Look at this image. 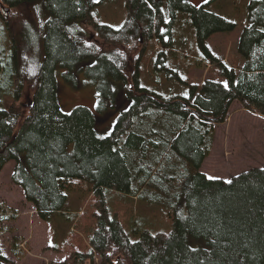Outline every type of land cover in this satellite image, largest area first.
I'll return each mask as SVG.
<instances>
[{
	"label": "trees",
	"instance_id": "16d2710c",
	"mask_svg": "<svg viewBox=\"0 0 264 264\" xmlns=\"http://www.w3.org/2000/svg\"><path fill=\"white\" fill-rule=\"evenodd\" d=\"M30 1L0 0V21L11 43L0 73L6 70L15 82V99L5 106L0 100V171L16 160L12 179L45 218L65 209L68 192L79 186L76 180H89L95 193L96 223L89 248L49 264H94L97 255L102 264H263L264 166L250 167L229 180L209 179L201 166L211 154L214 127L227 120L234 101L264 116V0L249 4L250 23L239 38L243 61L238 66L214 55L207 45L213 34L233 30L234 21L208 11L206 4L170 0L172 9L190 14L199 45L223 79L205 78L191 85L189 96L164 97L141 86L137 67L133 85L126 83L133 103L105 136L97 132L92 108L82 105L70 112L62 110L55 69L59 65L75 69L96 57L87 70L99 87L114 94L111 78L128 82L127 64L122 56L106 52L110 50L97 39L107 47L130 41L146 44L161 22L159 8L153 6L154 0H125L126 20L114 28L93 18L94 0H42L51 15L44 35L38 38L44 45L41 60L25 58L33 36L31 43L27 21L13 19L18 8ZM3 7L10 9L9 17ZM77 20L92 24L95 37L69 25ZM26 88L30 89L28 102L23 101ZM174 148L179 153L177 160L171 157ZM158 180L161 187L154 192L174 196L175 209L185 200L188 212L174 211L169 233L140 229L133 239L118 215L108 209L106 192L137 196L144 186L153 187ZM17 216L0 203V222ZM4 231L0 225V239ZM13 252L21 258L17 243ZM0 264L23 263L6 254L0 243Z\"/></svg>",
	"mask_w": 264,
	"mask_h": 264
},
{
	"label": "rangeland",
	"instance_id": "374dc122",
	"mask_svg": "<svg viewBox=\"0 0 264 264\" xmlns=\"http://www.w3.org/2000/svg\"><path fill=\"white\" fill-rule=\"evenodd\" d=\"M189 1L198 6L206 4L208 11L221 14L236 23L233 30L213 34L207 39V45L214 55L223 57L229 65H240L243 55L239 51V38L250 23L249 4L252 0H208L207 3L205 0ZM94 2L92 13L98 23L109 24L114 28L123 26L127 17L125 0H94ZM153 6L159 8L162 19L155 29L154 36L146 44L143 42L138 46L130 41L125 45L115 44L107 47L102 39H97L101 47L110 50L106 52L122 56L127 64L128 82L111 78V89L115 90L114 94L111 95L105 88L99 87L92 72L87 70L95 64L96 57L80 62L75 69L68 70L60 65L55 69L57 97L62 110L70 112L82 105L92 108L97 117L96 128L100 136L111 133L119 116L133 103L128 96L126 83L133 85V74L137 67L140 70L141 86L164 97L189 96L191 85L201 84L205 78L223 79L217 74V66L211 60V56L199 45L190 14L180 9H172L170 0H154ZM50 15L42 0L24 3L15 12L13 19L28 22L30 28L28 37L31 43L33 36V43L30 44L32 49L25 56L26 59L35 57L44 60V45L43 42L38 41V38L44 35ZM9 16L10 9L7 17ZM69 25L86 36L93 34L95 37L90 23L77 20ZM2 26L0 21V65L7 61L11 49L6 28ZM14 83L13 75L3 69L0 73V100L3 106L15 99ZM29 90L26 88L23 93L24 102H28ZM243 108L242 104L233 105L229 114L232 116L236 111L235 114L239 116L238 121L236 118L234 121L231 119L232 122L218 124L215 127L217 134L219 133L216 148L224 158L221 163L223 167L217 164L211 165L210 169L213 170L211 177L229 180L250 167L264 166V116L245 111ZM231 130L233 136L231 143H228L227 151L226 138ZM178 154L177 149L174 148L171 152L172 159L177 160ZM16 163L15 159L10 160L0 171V203L11 208L12 213L18 215L15 219L0 222V225L6 228L0 239L4 252L23 264H49L51 260L59 262L71 258L74 251L86 252L96 223L95 193L92 183L89 180H76L79 186L68 192L65 209L45 218L40 216L34 205L26 200L23 188L13 181L12 174ZM161 183L162 181L158 180L153 187L144 186L137 196L134 195L135 193L116 190L106 192L108 209L112 214L118 215L133 239L137 238L140 229H148L154 233H169L174 227V211L178 210L177 214L188 212L185 200L175 209L172 206L174 196L171 197L165 192L160 193L159 196L154 192L155 188L161 187ZM137 184L138 182L135 181L134 186L136 187ZM190 242L193 246L197 245L193 242V238ZM14 243H17L20 249L21 258L16 257L13 252ZM93 263L102 264L101 258L97 255Z\"/></svg>",
	"mask_w": 264,
	"mask_h": 264
},
{
	"label": "crops",
	"instance_id": "0c3cea01",
	"mask_svg": "<svg viewBox=\"0 0 264 264\" xmlns=\"http://www.w3.org/2000/svg\"><path fill=\"white\" fill-rule=\"evenodd\" d=\"M234 65H236V64H234ZM235 104H241L239 101H234L233 102V104H232V107H233V105H235ZM232 107H231V109H230V113H231V111H232ZM245 111H247V109H245V108H243ZM249 111V110H248ZM235 112L236 111H234L233 113H232V116H230V114H229V119H227V121L226 122H224V123H221V124H226L227 122H229V121H231V119H232V121H234L235 120V118H236V121H238V117L239 116H237L236 114H235ZM251 112V111H250ZM236 116V117H235ZM259 116H261V115H259ZM262 117V116H261ZM231 121V122H232ZM231 122L229 123L230 124V126H231ZM218 125V124H217ZM217 125L215 126V127H217ZM236 125V124H235ZM238 125H239V122H238ZM214 127V128H215ZM232 127H234V126H232ZM227 130V129H226ZM231 136H233V133H232V130H231V132L229 133V135L227 136V138H226V144H225V146H226V148H225V150H227L228 151V143H231V141H232V139H231ZM159 139H160V137H158ZM218 138H219V133L217 134V132H216V128H215V134H214V140H213V145H212V151H211V154L208 156V157H206L205 158V160L203 161V163H202V166H201V171H203L208 177H211V173H212V169H210L211 168V165L212 166H214L215 164H217L218 166H221V167H223V165H221V163H222V161H223V156L222 155H220L221 153H220V151L216 148V144H217V141H218ZM151 144L149 143V147H151L150 146ZM224 147V146H223ZM222 147V148H223ZM226 162H228V160L226 161ZM213 178V177H212Z\"/></svg>",
	"mask_w": 264,
	"mask_h": 264
},
{
	"label": "water",
	"instance_id": "95a60500",
	"mask_svg": "<svg viewBox=\"0 0 264 264\" xmlns=\"http://www.w3.org/2000/svg\"><path fill=\"white\" fill-rule=\"evenodd\" d=\"M2 9H3V11H6V12H5V15H6V17H7V16H8V13H9V8H5V7H3Z\"/></svg>",
	"mask_w": 264,
	"mask_h": 264
},
{
	"label": "snow or ice",
	"instance_id": "6c2138e0",
	"mask_svg": "<svg viewBox=\"0 0 264 264\" xmlns=\"http://www.w3.org/2000/svg\"><path fill=\"white\" fill-rule=\"evenodd\" d=\"M205 2L207 3L208 2V0H205ZM262 31H264V29H262ZM228 85H227V83H225V87H227ZM111 133H109V135H110ZM209 179H212V177H209ZM229 183H231V181H229Z\"/></svg>",
	"mask_w": 264,
	"mask_h": 264
}]
</instances>
